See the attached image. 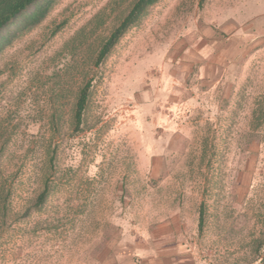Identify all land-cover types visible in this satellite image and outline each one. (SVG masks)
Listing matches in <instances>:
<instances>
[{
    "label": "rangeland",
    "instance_id": "obj_1",
    "mask_svg": "<svg viewBox=\"0 0 264 264\" xmlns=\"http://www.w3.org/2000/svg\"><path fill=\"white\" fill-rule=\"evenodd\" d=\"M134 1L0 54V264H264V0H160L97 66Z\"/></svg>",
    "mask_w": 264,
    "mask_h": 264
},
{
    "label": "trees",
    "instance_id": "obj_2",
    "mask_svg": "<svg viewBox=\"0 0 264 264\" xmlns=\"http://www.w3.org/2000/svg\"><path fill=\"white\" fill-rule=\"evenodd\" d=\"M58 0H0V54L18 37L38 26L50 13ZM160 0H135L120 24L100 47L96 65H101L110 55L115 46L132 28L144 19L151 7ZM91 84L87 83L80 91L75 103L74 121L79 130L90 97ZM50 195L48 183L37 197L35 203L26 212V217L33 211L41 210ZM204 207H201L199 228L204 222Z\"/></svg>",
    "mask_w": 264,
    "mask_h": 264
},
{
    "label": "crops",
    "instance_id": "obj_3",
    "mask_svg": "<svg viewBox=\"0 0 264 264\" xmlns=\"http://www.w3.org/2000/svg\"><path fill=\"white\" fill-rule=\"evenodd\" d=\"M188 261V259L184 257H180L179 260L176 262V264H185Z\"/></svg>",
    "mask_w": 264,
    "mask_h": 264
}]
</instances>
